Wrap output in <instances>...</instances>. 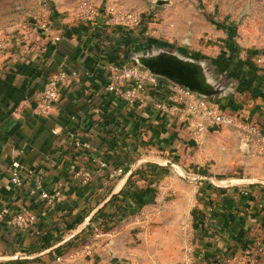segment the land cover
Listing matches in <instances>:
<instances>
[{
    "label": "crops",
    "instance_id": "1",
    "mask_svg": "<svg viewBox=\"0 0 264 264\" xmlns=\"http://www.w3.org/2000/svg\"><path fill=\"white\" fill-rule=\"evenodd\" d=\"M54 20L56 17H50V24ZM71 22L64 20L63 24L50 26L49 32L34 33L25 50L10 62L6 61V51L0 55V213L8 211L0 215V264H50L56 256L85 245H93L92 254L77 257L74 264H127L117 253L118 231L112 229L113 225L124 213L126 218L120 224L127 227L133 221L131 211L154 205L151 188L156 187L137 179L145 173L151 175L145 163L135 171L140 175L125 181V174L138 160L161 165L172 159V167L161 173L162 183L167 181L180 167L178 161L192 142L190 131L204 132L197 131L184 114L169 115L154 108L150 99L157 93L164 99L172 94L167 82L159 80L160 91L150 86L143 104H130L107 92L109 67L131 64L130 54L141 43L134 39L128 44L129 33L106 28L101 21L87 25L73 13ZM56 37L61 40L55 42ZM30 48L32 56L28 55ZM62 68L79 71L81 82L70 79L62 86L53 109L38 116L35 94L50 75ZM255 80V91L238 92L246 98L245 104L243 98L230 102L244 119L260 120L264 125V75ZM76 138L91 148H77ZM240 143L243 151L264 157L250 151L242 138ZM15 160L21 162L26 174L20 189L10 183V166ZM103 163L108 167L102 168ZM122 165L129 170L104 185L108 171ZM153 168L152 173L157 174L159 168ZM82 169L92 174L88 185L74 177ZM132 179L133 186H127ZM37 181L50 192L62 186L55 207H47L39 196L30 195ZM243 188L216 184L209 188L212 193L205 200L197 201L195 207L201 215L192 221L195 264H230L241 257L264 264V252L258 251L264 238V186L247 187L256 199L243 196ZM123 189L125 192L120 194ZM111 195L118 198L113 206L109 205ZM21 211L34 213L36 222L14 227L11 220ZM96 213L97 221L92 220ZM100 224L107 230H102Z\"/></svg>",
    "mask_w": 264,
    "mask_h": 264
},
{
    "label": "rangeland",
    "instance_id": "2",
    "mask_svg": "<svg viewBox=\"0 0 264 264\" xmlns=\"http://www.w3.org/2000/svg\"><path fill=\"white\" fill-rule=\"evenodd\" d=\"M82 2L98 9L113 5L140 15L141 27L131 32L141 44L130 54V63H137L139 57L172 54L199 65L201 77L216 93L210 100L242 117L230 100L243 98L245 104L246 98L238 92L255 91V79L264 75V0H0V55L6 51L9 62L18 57L48 16L56 17L51 22L54 27L64 20L72 23ZM27 54L32 56L34 51L30 48ZM251 121L264 131L260 120ZM190 136L180 167L167 181L162 183L161 173L172 167V159L163 165L148 160L146 171L151 175L139 174L137 179L156 187L151 188L154 205L131 211L128 228L120 224L125 214L117 217L112 229L118 231L117 253L125 263L192 264L188 262L195 249L192 221L201 215L197 201L205 200L216 184L247 188L238 181H264V157L243 151L240 133L233 128L190 131ZM153 167L159 168L157 174L152 173Z\"/></svg>",
    "mask_w": 264,
    "mask_h": 264
},
{
    "label": "built area",
    "instance_id": "3",
    "mask_svg": "<svg viewBox=\"0 0 264 264\" xmlns=\"http://www.w3.org/2000/svg\"><path fill=\"white\" fill-rule=\"evenodd\" d=\"M74 18L87 25H95L98 21L103 23L106 28H122L128 31H134L141 27L142 18L135 12L122 11L113 5L104 8H97L92 3L82 2L74 13ZM50 17L43 20L39 26L40 32H49ZM60 37L55 38L59 42ZM88 74H85L87 76ZM82 75L74 69L62 68L56 73L50 75L44 84V87L35 94V111L38 116L47 115L59 101L61 88L72 79L76 83L81 82ZM106 91L120 97L123 101L130 104H143L148 98L146 94L151 87L160 91V77L153 75L149 70L138 63L123 62L109 67L107 77ZM160 80V81H159ZM172 94L164 99L160 92L156 98L150 99L154 108L169 114H184L186 119L190 120L194 128L199 131H207L215 127H229L240 133L246 147L257 155L264 154V131L256 124L244 119L243 117L227 112L216 106L210 98L200 96L191 90L170 84ZM99 112V111H98ZM75 138V137H74ZM77 148L90 149L89 143L74 139ZM102 168H107V164H101ZM126 165H122L108 171L104 185H109L125 174ZM74 177L82 185H88L91 182L92 174L89 170H79ZM26 180V174L21 162L15 160L10 166V183L20 189L23 188ZM241 194L251 199H256L255 193L243 188ZM31 196H39L47 207L53 208L62 196V186L52 192L43 188L40 181L34 183L30 191ZM8 211L3 209L0 215H6ZM14 227L22 228L36 222V215L27 211L16 213L12 220ZM93 245H85L81 249H76L66 255L56 256L50 264H74V259L79 256H89L92 254ZM259 252H264V238L259 242ZM195 249L188 257V262L195 264ZM230 264H256L251 257H241L236 263Z\"/></svg>",
    "mask_w": 264,
    "mask_h": 264
},
{
    "label": "water",
    "instance_id": "4",
    "mask_svg": "<svg viewBox=\"0 0 264 264\" xmlns=\"http://www.w3.org/2000/svg\"><path fill=\"white\" fill-rule=\"evenodd\" d=\"M160 5L169 4V1H158ZM137 63L149 70L153 75L165 78L171 83L185 87L192 92L206 97L212 98L216 95L214 89L201 77L202 67L191 62L184 61L172 54H161L157 56L139 57ZM148 160H138L133 167L125 174L124 180L128 181L135 174L136 169L142 163ZM243 186L263 185L264 181L242 180L238 181ZM116 195H111L110 201ZM109 201V202H110ZM108 202V203H109ZM97 214V213H96ZM93 219V218H92Z\"/></svg>",
    "mask_w": 264,
    "mask_h": 264
},
{
    "label": "trees",
    "instance_id": "5",
    "mask_svg": "<svg viewBox=\"0 0 264 264\" xmlns=\"http://www.w3.org/2000/svg\"><path fill=\"white\" fill-rule=\"evenodd\" d=\"M120 30H121V32H126V33H129V36L132 38H127L128 39V44H130V43H133V40H134V35H133V32H131V31H128V30H125V29H122V28H120ZM126 48V47H125ZM124 48V49H125ZM237 77H241L240 75H238ZM160 80H162L163 82H166L165 80H163L162 78H160ZM126 168V167H125ZM129 169L128 168H126L125 169V172H127ZM140 171H137L136 173H135V175H138V174H140L139 173ZM132 181V183H128V185L127 186H130V187H132L133 186V179L131 180ZM216 189H221V188H216ZM125 189H123L121 192H120V194H123L125 191H124ZM117 196V195H116ZM116 196L110 201V203H109V205H111V206H113L115 203H116V201L118 200V198H116ZM124 215V214H123ZM122 215V216H123ZM97 219H98V216H97V214H96V216L94 217V219H92V220H96L97 221ZM101 225V224H100ZM101 227H102V230L104 229H106L105 227L106 226H104V224H102L101 225ZM107 230V229H106Z\"/></svg>",
    "mask_w": 264,
    "mask_h": 264
}]
</instances>
